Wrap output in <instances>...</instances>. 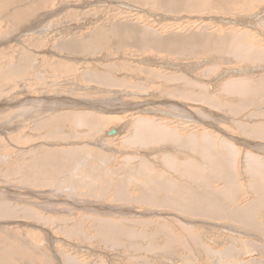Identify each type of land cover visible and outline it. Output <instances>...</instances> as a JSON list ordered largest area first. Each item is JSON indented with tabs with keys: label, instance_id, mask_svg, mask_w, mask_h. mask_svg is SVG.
<instances>
[{
	"label": "rangeland",
	"instance_id": "1",
	"mask_svg": "<svg viewBox=\"0 0 264 264\" xmlns=\"http://www.w3.org/2000/svg\"><path fill=\"white\" fill-rule=\"evenodd\" d=\"M154 1L157 0H23L0 9V206L4 203L20 211L26 208L38 217L31 219L22 212L15 217H0V260L7 259L10 264H67L68 258L76 264H215L220 257H200L196 251L203 247L190 244L191 238L197 237L211 251H225L237 239L236 254L250 241L264 244V231L238 222L193 217L172 207L152 206L164 200L165 192H151L155 203H147L140 189L150 188L153 183L148 186L142 176L129 172L146 159L152 164L150 176L162 173L172 182L185 183L186 178H179L166 167L163 156L167 151L182 162L196 159L208 174L206 161L179 145L189 136L201 140L208 134L214 140L210 152L218 154L221 140H227L240 153L235 166V202L227 204L226 183L214 177L206 189L190 184L188 200L203 198L202 206L221 205L233 214L254 204L256 225L264 228V196L253 189L258 181L251 176L245 158L247 152H253L264 163V142L240 129L241 124L249 128L264 125V98L250 96L244 102L222 91L223 85L233 80L264 85V61H239L233 53L193 58L154 49L141 52L131 45L120 47V39L111 33L115 24L123 23L142 32L148 30L158 38L207 34L230 40L238 35L243 37L241 45L264 51V0H213L225 2L230 8L195 15L166 13ZM229 21L233 23L227 24ZM98 30L105 38L98 40L99 45L96 43L90 53L60 49L63 41L96 39ZM25 55L33 60L24 73L11 77L2 73L13 64L19 67ZM62 64L63 70L59 68ZM88 72L90 77L110 74L112 84L89 82L85 80L90 79ZM166 75L176 81H163ZM182 78L204 87V93L208 91L218 100L216 108L203 101L172 97L171 93L181 94L185 88L199 92L192 85L185 86L183 80L180 82ZM238 105L241 109L234 111ZM80 113L92 122L96 120L98 129L77 127L73 121ZM140 118L176 131L182 138L179 145L132 146L126 139H132ZM114 129L119 133L109 135ZM71 149L78 150V154L64 161L54 153L63 155ZM258 170V178L264 181V168ZM118 189L124 194H118ZM181 205L190 208L185 203ZM118 227L120 232L113 233ZM129 229L134 238L125 236ZM248 229L256 233L255 239L242 235ZM237 230L244 233H235ZM153 235L154 241L149 240ZM170 236L178 244L168 246L166 239ZM153 242L163 249L158 251L160 254L167 255L160 258L157 252H148ZM232 259V264H264V253L255 250Z\"/></svg>",
	"mask_w": 264,
	"mask_h": 264
},
{
	"label": "bare ground",
	"instance_id": "2",
	"mask_svg": "<svg viewBox=\"0 0 264 264\" xmlns=\"http://www.w3.org/2000/svg\"><path fill=\"white\" fill-rule=\"evenodd\" d=\"M15 1H23V0H0V9L8 8L12 3H16ZM232 1L234 2L235 0H232ZM248 1L256 2V0H248ZM152 2L151 3L149 2V3L152 4ZM239 2H235V3H239ZM246 3L244 4L245 6H246ZM145 4H147V3L145 2ZM154 4L157 5L158 6L157 8L160 9L161 11H165L166 13H169L172 15H179L180 13H187V14H194L195 15V14H198V13L203 12V11L206 12V11H209L211 9L213 10L214 8H218V9H220V11L228 10L230 8L228 4H225V2H218V1H213V0H157V1H154ZM248 5L249 4H247V6ZM143 6H144V4H143ZM147 31L145 30V32H142L141 30H139L135 26H132V25L130 26V24L126 25L123 23L115 24L111 29V33H113V36L115 38L120 39V42H119L120 47L127 48V46L131 45V46L135 47L136 49L141 50V52H143L144 50H147V49H154L155 51L162 52V54L167 53L169 55H177L178 57L189 55V56H192L193 58H198L200 55L218 54V55L224 56L227 53L228 54L233 53L234 57H236V59H238L239 61H244V62H248V63L253 62V61H257V60H260L261 62L264 61V51L263 50H257V52H256V51H254V48L241 45L240 42L243 40L242 36L235 35V36H232V39H230V40L227 38L220 39V37L218 39L217 38L218 36L216 37L217 39H214L213 37H211L207 34H197V35L191 34L189 36L188 35L187 36L180 35L178 37L177 36H168V37H164V38H162V37L158 38V37L152 35L149 31L148 32ZM95 37H96V39L90 37V38H84L81 40L75 39V40H71V41H63L60 45V49L61 50L63 49L65 51H69L72 53H78V54L80 52L81 53L82 52L90 53L89 51H92L94 48L97 47L96 43H98V40H99V42L100 41L102 42L104 40L105 34H103L102 30H98V32L95 34ZM226 37H229V36H226ZM98 45H99V43H98ZM232 47L234 48L233 50H232ZM32 60H33V58L30 55H28L25 57L24 61H22V64L19 67L15 66L13 64L9 68H7L5 71H3L2 73L4 75L10 76V77L12 75H21L27 69H29V65H30ZM59 68L63 70V69H65V66H63V64H62V66ZM115 68H117V67H115ZM71 71H72V69H71ZM81 74H83V73H81ZM88 75H89L90 79H88V77H87L85 80H88L89 82H91L90 80H92V81L98 80V82H100V83H104L107 85L112 84V82L110 80V74L107 75V74H98L97 73V74L90 77V74L88 72ZM161 79L163 81H168V82H175L176 81V79L167 78V75L165 78L162 77ZM182 80L186 83L185 86H187V84L192 85L193 87L197 88L199 90V92L191 91V89L188 90L185 88V89H182V91H180V93L182 95L179 94L178 92H177V94L171 93L172 97L177 96L178 98L189 99L191 101H194L195 103L196 102L199 103V102L203 101V103H206L208 106H212V107L216 108V106L218 104L217 103L218 100L216 101L215 97H212V95H208V91H207V93H204L206 91L205 89H204L205 91L202 90L204 87L198 85L195 82H192V81L190 82L189 80H187L185 78L179 79L180 82ZM223 86H224V88L222 87L223 92H225L227 95H230V96H233V95L238 96L239 98L244 99V102H245V99H247L250 96H252L253 99L258 98V96L264 98V85L253 84L252 82L246 81V79L241 80V81L233 80V81L226 83ZM134 89H135V87H134ZM251 102H252V100H251ZM254 103H258V102H254ZM218 106L220 107V105H218ZM244 106H245V104H244ZM173 109L176 112V108L174 107ZM240 109H241V107H240V105H238L234 111H239ZM104 110L105 109H103V111ZM73 115H76V113L72 114V116ZM95 115H97V114H95ZM180 116H182V115H180ZM186 116L187 115H183L182 117H186ZM98 119H99V117H98ZM57 120L58 119H56L55 121H57ZM109 120H108V118L105 120L106 124H108ZM94 121L95 122H92L86 116V114L80 113V114H78V116H76L75 121H73V122H76L75 124L79 128L80 127H85V128L89 127V128L96 130V129H98V127L100 125L96 123L97 122L96 120H94ZM49 122H51V121H49ZM58 122L60 123L61 121H58ZM58 122H56V123H58ZM138 122L139 123L137 124L138 126L136 127V129H134V127H133L135 132L132 136V139H130V136H127V139H126L130 142V144H132V146L138 144V146H140V147L144 146L147 148L150 145L151 146L161 145V144L167 145V143L179 145L178 144L179 140H182V138H179L176 135L177 134L176 131L170 129L167 126H163L161 124H158L155 121L153 122V120L151 121V119L146 120V119L140 118L138 120ZM49 124L51 125V123H49ZM100 124H102V123H100ZM42 128H44V127H42ZM45 128H46V126H45ZM240 129L244 134H248L247 136L258 140V142H261V143L264 142V125L263 124H260L259 126L254 125V126H251V128H249L247 125L241 124ZM112 131H115V134L119 133V130H117V129H114ZM110 132H109V135H110ZM115 134L111 135V136H115ZM187 138H188L187 141L186 142L184 141L185 142L184 144L183 143L180 144L179 148L185 149L188 152L191 151L193 154L197 155V158L199 157L203 161L205 160L206 161L205 165L210 167L209 172H208L209 175L207 174L206 170L203 172V169H204L203 164L201 163V165H199L196 159L190 158V156H189L190 159L184 160L182 162V161H179L181 159L177 160L173 155L168 154L169 151H167V153L163 156V161H164L166 167L168 166L170 170H172L173 172H175V174H177L179 176V178H181V179L186 178L187 179L186 182L189 181V183H186V182L182 183V182H177V181L172 182V180L169 177L167 179V176L165 174H162V173L155 175L154 177L150 176L148 171H151L150 167L152 166V164L148 160L143 159L144 161L142 162V164H140V167H137L136 170H135V168H133L129 172L133 173V174L134 173L138 174L139 176H142L144 178V180L148 182V186L150 183H153L150 186V188L146 187L147 189H144L141 186L140 187L143 189H140V187H139L141 193H145V195H144L145 201L146 202L148 201L147 203H150V204L155 203L153 201L154 198H153V195L151 194V192H154V193L155 192H165L164 200L157 202V203L153 204L152 206L172 207L175 209V211H177L181 214H190L192 216L194 215L193 217L198 216V217H205L208 219L214 218L217 220L228 219V220H232L235 223L238 222L242 226H245L246 228L251 227V229L255 228L256 230H259L260 232L264 231V228L256 225V221L254 220V216L256 215L255 213L253 214V212H252L253 211L252 207L254 206V204L251 208H244V209H237L238 207L235 205V207H237L236 208L237 212L235 214H233V213H228L227 212L228 208L227 207L224 208V206L221 207V205H220V208H218L215 205H210V204L202 206V203L204 201L203 198H201L202 200H200L199 197H196L197 198L196 201L191 200V199L188 200L187 190H192L190 184H194L195 186L199 187L198 189L202 190V189L208 188V185L210 186V184L212 182H214L215 179L217 182L221 179V180H223L224 184L226 183V188H228L227 191L225 192V195L229 198V202L227 204L234 203L235 202L234 198L236 197V191H238V188L236 186V180H235V178H236L235 177L236 176L235 166L238 162V157L240 156V153H239V150H238L236 145L230 143L227 140L222 139L220 142V145L218 146L220 153L217 154L214 152V154H212L210 152V150H211L210 148L212 146H214L213 145L214 140H213V137L212 138L209 137L208 134H204V137L202 136V139H201L202 142L196 136H189ZM129 142H127V143H129ZM201 143H204V144L202 145ZM207 150H209V151H207ZM54 153L56 155L60 154L61 159H63V161H64V160H67V156L72 157V156L78 154V150H75V149L74 150H72V149L71 150H65L64 153L62 152L63 155L58 151H55ZM184 154H185V152H184ZM133 158L128 157V160H132ZM245 158H246V161L248 163L249 169L252 170L251 176L252 177L254 176L255 180L258 181L255 184L253 189L257 192H260L264 196V186H263L264 181H262L261 178H258L259 167L264 168V163L262 162L261 156L257 155L256 153H253V152L252 153L247 152ZM45 167H46V164H45ZM57 171H59V170H57ZM213 177L215 179L211 180V178H213ZM226 179H229V182ZM161 180H163V181H161ZM125 192H127V191H125ZM120 193L124 194V192L122 190L120 191L118 189V194H120ZM146 193H150L151 195L146 194ZM179 198L181 201L179 200ZM198 202H200V203H198ZM184 203H185V205H189L191 209L188 208V206L181 205ZM204 203H206V200ZM261 208L262 209L264 208V204H261ZM261 208H260V210H261ZM20 212H22L25 215V217H29V218L33 219V217L35 216L36 218H38L36 216L35 212L32 213L31 211H29L26 208H24L20 211L17 208L12 209L4 203H2L0 206V217H6V218L7 217H15L16 215L18 216V214H20ZM101 223H102V221H101ZM196 223L197 222H195V224ZM224 225H222V228H226ZM101 226H103V225H101ZM181 226L185 230H187L188 232H191L190 228L187 227V225L185 226L184 224H181ZM227 228L229 230L230 229L233 230L231 228V226L230 227L227 226ZM114 229H115V227H114ZM251 229H248L249 230L248 233H244L243 231H239V230H237V232L235 231V233L239 232L241 234V232H243L244 234H242V235H244L246 238L248 237V238H254L255 239L254 234L256 235V233H254V231ZM116 230H114L112 232L115 234L117 232L118 233L120 232L119 227H118L119 231L118 230L116 231ZM250 232H252V233H250ZM230 233H234V232H230ZM133 235L134 234L132 233V229H129L128 234H126L125 236H127L130 239V238H134ZM153 237H154V235L151 238H149V240H153L154 239ZM168 238L169 239H166V241H167L166 243L168 246L178 244L177 240H175L172 236H170ZM190 240H191L190 244L197 243L203 247L202 251H199L198 249L196 251L200 257L204 254H206L207 256H210V257H216V256L220 257L219 259L217 257L218 260L215 262V264H232V261H233L232 258H234L235 256L238 257V256H243V254L254 253L255 250L257 252L264 253V244H256L253 241H250L249 244H244L243 249H241L240 252H238V254H236L234 251H235V249H238V247H237V244H238L237 241L238 240L237 239H234L233 244L229 247H226L225 251L224 250L211 251V249L208 246H206L205 243L203 244L201 242V240H198L197 237H193ZM179 241H180V239H179ZM213 243L215 244V242H213ZM132 245H134V244H132ZM168 246H166V248L164 247L165 250L168 248ZM135 248H137V246ZM137 249L140 250L141 248L138 247ZM142 249H144V248H142ZM146 250L152 254H153V252H157V254H159L158 256H160V258L167 255L166 253L160 254L158 251L163 250V249L159 248V246H157V243L155 244L154 242L149 243L148 248ZM249 251H252V252H249ZM219 260H221V261H219ZM225 260H230V263H224ZM67 261H68L67 264H76L77 263L72 258H68ZM251 261L255 262V260H251ZM72 262H74V263H72ZM0 264H10V262L7 259H2V260H0ZM239 264H252V263L241 262ZM255 264H263V263L256 262Z\"/></svg>",
	"mask_w": 264,
	"mask_h": 264
},
{
	"label": "water",
	"instance_id": "3",
	"mask_svg": "<svg viewBox=\"0 0 264 264\" xmlns=\"http://www.w3.org/2000/svg\"><path fill=\"white\" fill-rule=\"evenodd\" d=\"M220 21H221V22H224V21H222V20H220ZM229 23L231 24V23H233V22H232V21H231V22L229 21L227 24H229ZM114 134H115V131H111V132H110V135H114Z\"/></svg>",
	"mask_w": 264,
	"mask_h": 264
}]
</instances>
